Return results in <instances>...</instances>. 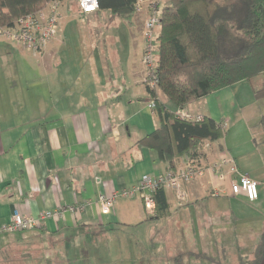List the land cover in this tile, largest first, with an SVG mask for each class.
Returning <instances> with one entry per match:
<instances>
[{"label": "crops", "instance_id": "crops-1", "mask_svg": "<svg viewBox=\"0 0 264 264\" xmlns=\"http://www.w3.org/2000/svg\"><path fill=\"white\" fill-rule=\"evenodd\" d=\"M74 1L60 5L59 35L41 51L0 39V264H76L88 248L119 236L143 242L146 254L164 252L169 261L189 254L191 264L253 258L264 234V154L254 168L236 157L243 158L239 134L249 141L253 124L264 144L258 111L264 100L247 81L182 110L158 91V101L181 116L228 125L226 137L203 141L196 158L184 153L172 164L159 161L156 151L138 145L161 121L144 85L149 0L129 25L108 11L81 14ZM227 157L259 183L257 201L230 195L228 182L207 172L185 186L184 202L165 190L168 209L158 217L140 197L118 199L110 215L95 203L145 176L194 161L220 165ZM62 209L68 210L38 229L2 232L15 213L38 217Z\"/></svg>", "mask_w": 264, "mask_h": 264}, {"label": "trees", "instance_id": "trees-1", "mask_svg": "<svg viewBox=\"0 0 264 264\" xmlns=\"http://www.w3.org/2000/svg\"><path fill=\"white\" fill-rule=\"evenodd\" d=\"M65 1L72 0H0V28H13L48 4ZM137 1L98 0L96 12L108 11L129 21ZM160 6L156 31L159 91L177 110L242 81L253 87L257 100H264V0H171ZM148 91L161 121L138 145L156 151L159 161L172 164L184 153L196 158L203 141L223 137L214 120H181L158 101L157 91ZM155 199L158 217L168 209L165 190L157 191ZM241 264H264V234L254 257Z\"/></svg>", "mask_w": 264, "mask_h": 264}, {"label": "built area", "instance_id": "built-area-1", "mask_svg": "<svg viewBox=\"0 0 264 264\" xmlns=\"http://www.w3.org/2000/svg\"><path fill=\"white\" fill-rule=\"evenodd\" d=\"M81 9V14H91L99 10L98 0H77ZM150 14L145 23L144 39L145 50L143 55V64L146 70L144 85L148 90L159 91V76L157 67V46L156 31L160 25L159 5L161 0H149ZM146 3V0H138L135 13L140 12ZM61 4L52 2L47 7L36 13L20 20L13 28H0V39H6L14 43L24 46L28 50L35 52L41 51L47 47L59 35L61 14L59 7ZM149 108L156 109L155 100L151 101ZM177 114V113H176ZM181 120L191 122H201L205 118L203 116L184 117L177 114ZM223 133L228 129L227 124L220 125ZM226 169L227 171H224ZM221 170L220 173H217ZM207 172L217 174L222 182H228L229 193L232 196H239L244 193L249 201L255 202L259 198V183L254 181L249 175L239 172L237 164L233 158L227 157L222 163L213 165L198 164L192 162L184 169L177 171H169L162 175L145 176L136 185L129 189L115 191L111 195H99L96 204L99 205L103 215H110L118 199H133L140 197L143 200L145 208L149 215H156V199L157 191L163 189L175 190L180 202L187 199L185 186L203 177ZM92 203H90L91 205ZM88 205V204H87ZM71 211L74 208L69 207ZM66 209V210H68ZM84 208H80L82 211ZM66 210L46 211L39 214L38 217L24 216L15 213L9 224L2 228L3 233L14 234L19 232L31 231L38 229L42 224L52 218H59Z\"/></svg>", "mask_w": 264, "mask_h": 264}, {"label": "rangeland", "instance_id": "rangeland-1", "mask_svg": "<svg viewBox=\"0 0 264 264\" xmlns=\"http://www.w3.org/2000/svg\"><path fill=\"white\" fill-rule=\"evenodd\" d=\"M171 0H161L160 7H164L166 5L170 4ZM76 1L72 2L71 4L75 3ZM132 19L129 21H125L128 25L130 24ZM81 24V23H79ZM16 48V47H15ZM21 48V47H20ZM263 79V77H261ZM260 80L258 79L259 82ZM251 99V97H250ZM258 111H263L264 113V107L260 108L258 107ZM252 134L250 135L249 141L246 139V133L245 136L243 133L239 134V142L243 145L241 146V151L243 153V158H239L240 166H243L247 163L249 167L254 168L255 164H258L259 158H263L264 154V144H263V138L262 133H259L258 126H255V124L252 125ZM225 133L223 137H226ZM257 138V143H254V140ZM240 144V145H241ZM255 163V164H254ZM259 168V167H258ZM101 242V241H100ZM98 242L97 245L93 248H88L90 255L87 256L82 262L76 263V264H178L177 260L169 261L165 258V253H154L152 254H146L147 252V245H145L143 242L139 243L137 241H129L128 239L124 238L123 236H119L114 238L111 241H105L104 243ZM134 250V252H128V250ZM145 250V251H144ZM191 254L181 257L182 259H185L187 261V264H191L189 262V259ZM17 263V264H22ZM194 264V261L192 262ZM228 264H231L229 262Z\"/></svg>", "mask_w": 264, "mask_h": 264}]
</instances>
